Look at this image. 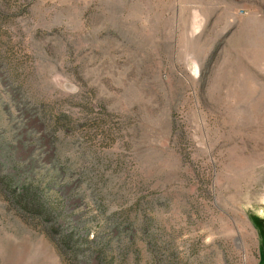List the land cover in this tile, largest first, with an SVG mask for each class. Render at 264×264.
<instances>
[{
	"label": "rangeland",
	"instance_id": "obj_1",
	"mask_svg": "<svg viewBox=\"0 0 264 264\" xmlns=\"http://www.w3.org/2000/svg\"><path fill=\"white\" fill-rule=\"evenodd\" d=\"M37 180L111 264H264V0H0V264H72Z\"/></svg>",
	"mask_w": 264,
	"mask_h": 264
},
{
	"label": "trees",
	"instance_id": "obj_2",
	"mask_svg": "<svg viewBox=\"0 0 264 264\" xmlns=\"http://www.w3.org/2000/svg\"><path fill=\"white\" fill-rule=\"evenodd\" d=\"M45 184L40 180L24 184L21 188L6 187L11 205L25 215H32L42 228L45 236L54 243L63 260L79 264L85 258H94L98 264L106 262L107 246L88 234L80 236L74 229L64 228L56 217V208L60 205L53 202L45 193Z\"/></svg>",
	"mask_w": 264,
	"mask_h": 264
}]
</instances>
